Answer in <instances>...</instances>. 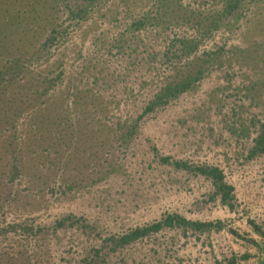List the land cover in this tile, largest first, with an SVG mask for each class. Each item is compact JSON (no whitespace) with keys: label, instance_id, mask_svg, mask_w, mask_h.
Returning a JSON list of instances; mask_svg holds the SVG:
<instances>
[{"label":"rangeland","instance_id":"rangeland-1","mask_svg":"<svg viewBox=\"0 0 264 264\" xmlns=\"http://www.w3.org/2000/svg\"><path fill=\"white\" fill-rule=\"evenodd\" d=\"M212 1L210 9L195 11L183 0H35V264H47L52 253L77 241L72 231L54 229L62 213L94 219L99 206L116 211L133 196L147 204L133 211L136 219L157 216L175 195L174 188L162 191L160 180L184 185V202L196 199L198 211L205 210L212 194L206 181L158 164L166 149L164 114L155 109L173 98L164 91L188 83L194 90L212 67L247 69L252 99L264 112V0H228L225 10L221 0ZM247 7L253 16L229 48L159 78L171 26L196 27L202 35L234 30ZM180 44L184 52L195 47ZM4 67L10 74L0 81V108L10 116L0 131V264H33V0H0V71ZM158 97L165 102L144 113ZM211 97L193 120L207 118L217 105ZM58 176L74 192L47 206V190ZM131 182L136 192L126 187ZM201 214L202 221L211 218ZM225 222L232 239L214 234L217 254L264 264V235L253 224Z\"/></svg>","mask_w":264,"mask_h":264},{"label":"built area","instance_id":"built-area-1","mask_svg":"<svg viewBox=\"0 0 264 264\" xmlns=\"http://www.w3.org/2000/svg\"><path fill=\"white\" fill-rule=\"evenodd\" d=\"M183 4L195 11H205L211 8L213 1L183 0ZM221 5L224 10L228 8V0H221ZM252 14L251 7L244 8L239 14L236 29L220 27L207 35H202L196 27L171 26L157 65L159 78L164 80L176 69L184 68L197 58L229 48L234 37L240 38ZM185 41L195 42V47L184 52L178 43ZM208 72L195 82L194 90L183 91L155 109V114H164L161 119L162 149H166V155L162 153L161 157L158 156V164L170 168L171 174L196 176L206 181L208 194H212L206 195L205 210L198 211L200 206L196 199L185 203L184 198L189 197L185 186L172 184L166 179L160 180L162 191L174 188L175 195L168 207L155 217L143 214L140 220L136 219L133 211L147 204L145 200H133V196L126 198L124 206L116 211L108 212L99 206L94 219L88 215L62 213L56 219L54 229L56 232L72 231L70 233L77 241L67 244L59 253H52L47 264H227L234 256L221 257L215 251L214 241V234L232 239L225 220L238 219L244 225L256 224L264 232V150L255 153L264 134V112L252 99L254 83L250 70L212 67ZM215 73L218 74L217 80ZM213 83L215 87L209 90L208 86ZM217 88L219 91L215 94L212 90ZM213 94L217 105L211 107L207 118L193 120L192 116L203 104L209 103ZM147 111L146 107L144 113ZM166 118H169V123ZM169 124L170 127L165 129ZM178 163L185 164L187 168L177 167ZM198 168L218 169L224 183L232 189L230 199L224 201L218 194L214 179L198 172ZM137 169L141 167L137 166ZM134 186H137L135 182L126 185L136 192L132 188ZM70 189L58 176L47 190V206L49 203L57 205V202L69 198L74 192ZM206 211L211 218L202 221L199 214L202 213V216ZM169 216H179L187 222L211 223L212 226L209 230L199 231L176 221L166 224ZM67 217L73 218L74 222L67 221L64 226H58ZM155 224L159 227L152 229ZM38 229L35 228V233ZM140 229L148 230L127 243H113V239L121 240ZM231 232L238 240L240 234L234 230ZM236 264L245 263L237 260Z\"/></svg>","mask_w":264,"mask_h":264},{"label":"trees","instance_id":"trees-1","mask_svg":"<svg viewBox=\"0 0 264 264\" xmlns=\"http://www.w3.org/2000/svg\"><path fill=\"white\" fill-rule=\"evenodd\" d=\"M9 68L8 67H4L1 71H0V81L3 80L5 78V76L9 73ZM10 74V73H9ZM191 87V84L188 83V85H184L183 87H180L178 89H172L171 86H169L168 88H166V90L164 92L166 93H170V95H172V97L176 96L177 94L183 92V91H186L187 89H189ZM170 90L172 91H175L173 93L170 92ZM177 90V92H176ZM171 97V96H170ZM159 98V101L155 100V102L152 103V105H150L148 107V110L152 109L154 106H156L157 104H163L165 102V99L164 101L162 100L161 97H158ZM9 111L8 109H2L0 108V131L2 129H4L3 127H1V123H3L4 121H6V117L9 118ZM264 150V134L262 135V137L260 138L259 140V147L258 149H256L255 153L256 152H260ZM177 167H186L187 166L183 163H178L177 164ZM16 171L18 172L19 169H16ZM198 172L202 173V174H208L209 176H211L213 179H214V182L216 184V187H217V191H218V194H221L222 197H223V200L224 201H227L228 199H230L231 197V187L227 186L224 181H223V175L222 173L218 170V169H205V168H198L197 169ZM18 173H16L17 175ZM15 175V176H16ZM67 221H70L71 223L74 222L73 218L71 217H67L65 219H63L62 221H60L58 223V226H64L66 224ZM174 221H176L178 224L182 225V226H191L199 231H206V230H209L210 227L212 226L211 223H201V222H187V220H185L184 218L182 217H179V216H169L166 220H165V223L166 224H172ZM221 225V224H220ZM253 229L264 235V232L262 231L261 227L256 225V224H253ZM159 227V224H155L152 226V229H157ZM148 229H140V230H136L134 232H132L130 235L122 238L121 240H114L113 239V243H115V245H119V244H122V243H127L131 240H133L134 238H136L137 236H139L140 234L146 232ZM244 259H248V256L245 255L244 256ZM237 263V259L236 258H232L230 259L227 264H236ZM263 264V263H262Z\"/></svg>","mask_w":264,"mask_h":264}]
</instances>
